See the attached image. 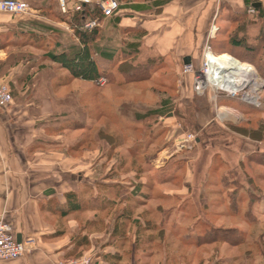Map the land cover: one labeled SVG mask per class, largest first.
<instances>
[{"label": "crops", "instance_id": "0c3cea01", "mask_svg": "<svg viewBox=\"0 0 264 264\" xmlns=\"http://www.w3.org/2000/svg\"><path fill=\"white\" fill-rule=\"evenodd\" d=\"M55 1L58 14L66 16ZM133 3L129 6L121 3V10L105 17L100 24V46H118L119 50L126 51L125 56L129 54L135 66L130 70L113 71L116 76L126 71L135 73L138 69L153 77V65L150 64H155L159 58L180 60L183 65L189 60L199 67L206 44H210L216 53L229 54L226 51H238L230 43L231 36L256 43L262 39L258 35L252 36L253 30H258L261 38L264 35V17L261 15L264 0H147ZM250 6L255 8L254 12L249 11ZM12 17L0 14V78L9 82L14 98L9 106L0 107V214L11 222L17 239L35 237L37 248L2 264H56L59 260L85 253L93 254L92 264H172L171 254L183 251L180 246L171 244L170 222L182 223L183 219L213 222L221 214L235 216L222 210L227 201L220 180L223 173L232 170L237 178L241 173L246 178L241 182L250 187L254 176L247 170V158L257 149L243 153L240 171L231 167L223 154L217 152L205 171H201L203 179L198 182L193 178L194 165L189 162L191 158L198 159L199 153L185 154L192 149L177 150L175 152L184 154L171 156L174 152H170L168 145L155 152L148 150L141 160L139 151L124 152L118 144L119 138L107 129L111 102L107 99L106 84L99 85L100 81L107 80V73L97 82L76 78L69 69L52 59L50 52L46 58L52 61L51 65L59 64L61 68H40L36 58L24 60L23 43L18 41L23 39L29 24L23 26V22L8 20ZM105 21H111V25L104 27ZM212 25L217 27L214 35L210 34ZM111 26L115 27L116 38L109 34ZM34 27L38 28L37 25ZM12 37H15L14 42ZM9 39L13 43H6ZM5 43L7 47L3 48ZM72 44L60 40L59 51L51 52L60 53ZM97 58L103 71L113 63L105 57ZM77 81L85 83L80 90L75 86ZM92 85L99 89L100 95L89 101L86 92L94 88ZM115 102L111 104L118 106ZM93 103L99 104V110L93 109ZM158 104L157 108H151L153 110L140 117H154V126L148 136L153 147L161 139L168 142L166 138L172 126L169 123L175 121V113L172 114L169 107L171 98ZM186 105L185 116L190 118L194 112V118L199 120L203 113L196 111L193 101ZM119 106L123 109L120 116H123V102ZM78 108L82 110V118L76 120L73 112ZM220 108H226L224 112L234 110L244 115L226 102ZM117 118L112 119L116 121ZM139 121L136 119L137 123ZM205 122L209 125L210 120L207 118ZM95 123H99V133L92 135ZM139 125H132L130 131L138 130L133 126L138 128ZM122 130L129 131L127 128ZM81 131L82 135L78 134ZM93 139H99V146L92 145ZM201 141L202 138L197 136V145ZM147 155L150 157L145 159ZM217 175L219 180H214ZM193 188L197 190L193 192ZM217 205L222 207L216 208ZM154 221L161 222L163 235H157ZM186 232L188 239L189 232ZM210 245L214 243L191 246L197 252L213 255L216 248ZM210 258L211 261L200 258L191 263L181 257L173 264H219L220 258Z\"/></svg>", "mask_w": 264, "mask_h": 264}, {"label": "rangeland", "instance_id": "374dc122", "mask_svg": "<svg viewBox=\"0 0 264 264\" xmlns=\"http://www.w3.org/2000/svg\"><path fill=\"white\" fill-rule=\"evenodd\" d=\"M30 5L31 9L29 13L24 14L22 16H13L10 19V21H17V22H23V26H26V24H29V28L26 33L23 34V39H20L18 42L23 43V59L24 60H33V58H36L39 61V67L40 68H61V65H51L52 61L48 60L46 58V55H48L51 51H59L58 42L60 40H65L67 44H72L73 42H78L77 37V28L80 26V22L78 23L77 20H72V22H69V18L65 19L62 16H60L57 12L56 8V1L55 0H25ZM121 3H123L125 6H129L131 4H134L133 2L138 1H147V0H119ZM66 17V16H64ZM69 20V21H68ZM64 21L66 23H64ZM35 25L38 26L34 27ZM111 25V21H105L104 27ZM112 27V28H111ZM109 30V34L113 35L112 37L116 38V30L115 27L111 26ZM36 28L37 30H35ZM76 30V31H75ZM253 35L260 36L261 34H258L259 31L253 30ZM13 38V42L15 41V37ZM108 38H111L109 36ZM252 40L254 37H251ZM120 41V40H119ZM263 41V40H262ZM10 41H6V43L10 44L13 43ZM5 43V44H6ZM109 43V42H108ZM263 48L261 50V54H263L262 59L260 60V66L263 67L264 70V43H262ZM7 47V44L5 46ZM214 51V50H213ZM216 53V51H214ZM224 55H229L225 54ZM145 57V56H144ZM232 58L233 61L240 64L243 69L247 70L254 78H257L259 82H263L264 79L262 78L259 68L255 65H247L243 63L242 61H239L237 59H234L230 56V59ZM37 61V63H38ZM153 65V72L151 73L153 77H150L148 80H141V81H124L125 77L120 76L117 78L118 82L116 81H109L102 80L100 81L99 85H105V90L107 91V99L112 103L113 101H116L115 103L118 104V106H113L111 103L108 106V112L109 116L107 118V124H108V131L112 134H115L118 139V144H121V148L124 149V152L127 150L133 149L135 151H139L140 153V160L143 159V156L146 155L148 150L150 152H155L158 149H162V147H167L170 150V152H174L172 155L179 152H175L178 150V148L174 145V140L171 138V130L174 127L180 126L181 132H187V133H193L196 136H200L202 138V141L199 145H197V142H192L190 147H184L183 150H193L192 152H187L185 154H188L192 156L196 153H199L198 159L192 160L190 159L189 164L194 165V175L193 178L195 182L201 181L203 179V175L201 171H205V168L210 165L211 157L214 156L217 152L223 154V156L226 158V160L229 162V165L233 167L235 170L240 171L239 161L243 159L241 157L243 153H248L253 150H260L264 151V140H259V137L261 136V132L258 130H254L253 128H258V124L252 123L247 124L249 118L253 119H260L264 118V113L261 112L264 109V103L260 104V108L258 109H252L250 110V115L247 112V109L245 108L246 103H249L245 101L246 103H241V100H243L242 95L244 92L248 91L252 95L257 93L254 91L255 86L250 85L245 91H240V95L238 96L241 100L236 99L234 97L226 96L225 99L227 103L231 106H235L240 112H244V115L242 113H238L234 110H230V113H226L228 111L224 110L226 108H220L221 105L217 101V98H215V90L214 87L209 88L205 94H202L200 96H197L194 93L193 88V76L188 75L185 76L184 74H180L181 67L183 65L182 61H175V60H164L163 59H157L155 64ZM239 65V66H240ZM129 64H123V69H129ZM119 67V63L115 62L111 69H117ZM138 71V69H136ZM127 80V79H126ZM106 81V82H105ZM124 81V82H123ZM120 83V84H119ZM75 86L78 90L85 86V83L76 82ZM94 87V85H92ZM97 87V86H96ZM98 88H92L91 91H87L86 96L88 97L87 100L92 101V98L98 97L99 94ZM252 92H251V91ZM191 93H188V92ZM264 92V86L260 88L259 93ZM80 95V94H77ZM189 95L191 97H189ZM166 98H171V105L169 106L171 108L172 114L175 113V121L169 123L171 124L170 132L168 133V136L166 140L161 139L160 142H156L157 145L153 147V143H151L150 139L148 141V136L150 132V128H152L154 117L151 116H145L144 118H140L142 115L146 114L147 111H151L153 107L157 108L159 106V101ZM83 98L81 97V100ZM198 100V101H196ZM193 101V106L196 105V111L202 112L204 116L201 115L203 118V121H201V117L198 119H195L196 116L193 112V118L188 117L186 108L187 103H190ZM123 102V107L125 108V111L123 116H120V112H122V106H119V103ZM198 102V103H197ZM218 102V104H217ZM158 104V105H157ZM157 105V106H156ZM255 105V104H254ZM206 106L209 107L206 108ZM256 106V105H255ZM93 109L99 110V104L93 103ZM246 109V110H245ZM157 110V109H156ZM259 111V112H258ZM235 112V113H234ZM73 113L74 116L77 118L76 120H79L80 117L82 118V110L80 108L76 109ZM95 113V111H93ZM208 113V114H207ZM114 114V115H113ZM137 114L139 117L137 118ZM218 115H221L222 117H217ZM118 117L116 121H114L112 118ZM121 117V118H120ZM151 117V118H150ZM79 118V119H78ZM181 118V119H180ZM209 119V125H206L205 120ZM136 119H140V121L137 123ZM205 119V120H204ZM160 120L157 118V121ZM114 122H117L118 126ZM120 121V122H119ZM138 121V120H137ZM239 121V122H238ZM177 122H180L181 124H177ZM204 122V123H202ZM234 123L237 126H240V128H243V126H247V134H243L241 132L236 131L234 128L232 129L227 123ZM134 124H140L137 127L133 126V129L136 128L138 130H131L130 127ZM177 124L176 126H174ZM95 126V127H94ZM92 128L91 134H98L99 133V123H95V125ZM129 129V131L122 130ZM231 129V130H230ZM158 132V131H157ZM167 129H165L166 135ZM78 134L82 135V131ZM135 138L137 140L135 141ZM163 138V137H162ZM163 140V141H162ZM111 141L112 145L113 142ZM81 142V141H80ZM168 143V144H167ZM100 142L99 139H93L92 145H95L96 147L99 146ZM150 144V145H149ZM113 147L112 149H114ZM154 148V149H152ZM194 148V149H193ZM256 150V151H257ZM198 151V152H197ZM201 151V152H200ZM184 154V152H181ZM148 156V155H147ZM145 156V159H148L150 156ZM246 159V158H245ZM217 161V160H215ZM247 170L250 174H252L256 181L263 187V190H259V195L261 196V199L258 200V202L255 203L253 207L252 214L255 216V220H249L246 216H244V213L241 212L239 215H235L234 217H230L228 215H222L221 217H217L213 220V223L222 227H238L244 232H246V240L245 243L241 245H231L228 243L218 242L214 243V251L213 255H211L210 252H204L200 251L197 252L194 247H192V243H187V238L185 237V234H187L186 231H188V226L192 225L194 222L192 220H184L183 222L177 221V224L174 225V222H170L168 225L172 228V230L169 228L170 232L168 233L171 237V244L173 247L180 246V249L183 251V253H176L175 255L171 254V262L172 264L177 262L181 259V257L184 258L186 262H195L198 261L200 258H208L211 261V256L213 259L220 258L219 264H264V180L261 176L260 172L264 171V166L260 164H250L247 159ZM177 165V164H176ZM260 173V174H259ZM240 175V181L245 182L246 178ZM212 176V174H211ZM253 177V178H254ZM213 178V177H212ZM214 180H219L218 175L214 176ZM197 188H193V192H195ZM217 190V189H215ZM192 194V193H191ZM222 198V196L220 197ZM262 201V206H260V202ZM217 207H222L221 205H217ZM224 208V206H223ZM222 210L226 211L227 207ZM244 209L247 208L246 204L243 206ZM221 210L220 208H218ZM262 211V214H260ZM155 223V231L157 235L161 236L163 235L161 231V222L154 221ZM172 224V225H171ZM168 227V226H167ZM169 240V239H167ZM159 241H157V245ZM194 242V240H193ZM216 246V247H215Z\"/></svg>", "mask_w": 264, "mask_h": 264}, {"label": "trees", "instance_id": "16d2710c", "mask_svg": "<svg viewBox=\"0 0 264 264\" xmlns=\"http://www.w3.org/2000/svg\"><path fill=\"white\" fill-rule=\"evenodd\" d=\"M261 10V9H259ZM261 15L264 17V13L261 10ZM69 18V22H72V20H77L80 26L77 28V37L78 42L75 44H72L69 49L64 50L60 53H54L50 52V57L54 59L55 61L61 63L64 67L69 69L71 74L76 78H81L84 80H89L93 82L99 81L101 77H103L105 73H107V79L109 81H116L118 82L117 78L120 76H124V81H141L146 80L151 77L150 74L147 73V71H141L138 70L135 73H127L121 74L119 76L114 75L115 69H111V66L115 63H119V67L116 70H130V68L135 67L132 63V61L129 59L130 56H125L124 53H126L125 50H119V47H101L99 38H100V28L101 26H97L91 30L85 29L83 27V21L87 18H94L96 16H99L101 18V21L104 19L101 14L100 10L97 6L92 5L87 7L81 12H72L66 15V17H63L65 19ZM238 17V14L235 15ZM76 31V30H75ZM142 33V31H141ZM264 33V30L262 34ZM135 36V35H134ZM264 36V35H263ZM261 38V35L259 36V39L263 40V37ZM137 38V36H135ZM257 41L251 42L247 41V38H234L231 36L230 43L235 47V49H238V51H226L229 54L233 55L237 59H239L242 62H248L252 65H255L259 68V72L264 79V70L263 67L260 66V60L262 59L263 54H261V50L263 48L262 43L263 41ZM109 41H112L110 38ZM134 41H129V43L132 44ZM223 52H218V54H222ZM98 56L105 57L108 60H111L113 63L108 67L107 70H102L98 64ZM123 64H129V69H123ZM135 69V68H133ZM144 70V69H143ZM146 72V73H145ZM127 79V80H126ZM123 81V82H124ZM120 84V83H119ZM12 90V89H11ZM264 93V92H262ZM227 95L225 94H219L217 101L221 104L227 103L225 97ZM236 99L241 100L239 97H234ZM261 104L264 103V94H261L260 97ZM241 103H246L245 101L241 100ZM245 108L247 109V112L250 115V110L258 109L260 106H255L251 103H246ZM261 107V113H264V109ZM245 109V110H246ZM259 112V111H258ZM248 125L252 123L258 124V128H253L254 130H258L261 132V136L259 137V140H264V118L260 119H253L249 118L248 122H246ZM232 129L236 128L235 130L238 132H241L243 134H247V126H243V128H240V126L235 125L234 123H227ZM248 161L250 164H260L264 166V151L257 150L251 154L248 155ZM234 171L230 170L229 172L226 171L222 174L223 178H221L222 182V192L225 194V200L227 201V211L230 213H233L235 215H239L241 212L244 213V216H246L249 220H255V216L252 214L253 207L256 202H258L259 199H261V196L259 195V190H263V187L256 181L255 177L251 178V185L250 187L245 186L239 178L233 173ZM261 176L264 180V171L260 172ZM259 173V174H260ZM221 176V177H222ZM264 197V196H263ZM246 204L247 208L244 209L243 206ZM194 223L190 226H188V235L189 238L187 239L188 243L192 244H206V243H228L231 245H241L245 243L246 240V232L241 230L238 227H222L219 225L214 224L211 221H202L197 220L193 221ZM177 224V222H174V225ZM194 240V242H193ZM80 256V255H79Z\"/></svg>", "mask_w": 264, "mask_h": 264}, {"label": "built area", "instance_id": "2783aa9c", "mask_svg": "<svg viewBox=\"0 0 264 264\" xmlns=\"http://www.w3.org/2000/svg\"><path fill=\"white\" fill-rule=\"evenodd\" d=\"M59 10L62 14H69L72 12H81L89 6L95 5L99 8L100 14L103 18L110 17L121 10V2L119 0H57ZM31 7L25 0H0V14H9L11 16H22L29 13ZM250 12H254L255 8L250 6ZM101 24V18L96 16L94 18H87L83 21V27L91 30ZM217 31V27L212 25L210 34L214 35ZM219 56L215 53L210 44H206L202 53V62L199 67L195 66L193 62L183 65L182 74L185 76H193V88L194 92L198 95L205 94L209 88L214 87L216 92L215 98L219 94H225L230 97H238L240 91L247 88L235 90L225 89L222 86L211 83L208 80L207 73L209 72L210 56ZM234 59H237L233 55L229 54ZM239 60V59H237ZM240 61V60H239ZM244 63V62H243ZM248 65V63H245ZM261 86H264V81L260 82V85L255 94H250L247 90L243 93V101H247L256 106H260V93ZM256 97L255 99H252ZM13 94L9 82L0 78V107H7L13 102ZM228 113V112H226ZM222 117L221 115H219ZM171 138L174 140V145L178 150L184 147L192 146V142H196L197 136L193 133L181 132L180 126H176L171 130ZM37 248V239L35 237H27L21 241H18L17 237L13 233L11 222L8 218L1 213L0 214V264L6 260H12L20 258L28 253H31ZM93 254L85 253L76 258H69L57 261L56 264H92Z\"/></svg>", "mask_w": 264, "mask_h": 264}, {"label": "bare ground", "instance_id": "6f19581e", "mask_svg": "<svg viewBox=\"0 0 264 264\" xmlns=\"http://www.w3.org/2000/svg\"><path fill=\"white\" fill-rule=\"evenodd\" d=\"M209 64V72L206 78H208L211 83L222 86L225 89L237 91L254 85V90H257L260 85L258 79L254 78L247 70L243 69L240 64L233 61L232 58L230 59V55H211ZM255 98L256 97L252 96V99Z\"/></svg>", "mask_w": 264, "mask_h": 264}, {"label": "water", "instance_id": "95a60500", "mask_svg": "<svg viewBox=\"0 0 264 264\" xmlns=\"http://www.w3.org/2000/svg\"><path fill=\"white\" fill-rule=\"evenodd\" d=\"M188 63H190V61L189 60H185V64H188ZM18 241H21V239L18 238Z\"/></svg>", "mask_w": 264, "mask_h": 264}]
</instances>
